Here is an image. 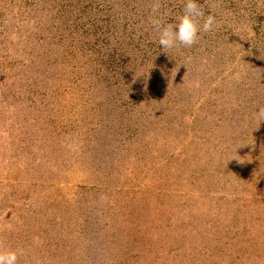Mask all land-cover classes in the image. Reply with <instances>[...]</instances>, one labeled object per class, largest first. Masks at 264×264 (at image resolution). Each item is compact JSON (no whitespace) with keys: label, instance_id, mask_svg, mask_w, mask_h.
Wrapping results in <instances>:
<instances>
[{"label":"rangeland","instance_id":"374dc122","mask_svg":"<svg viewBox=\"0 0 264 264\" xmlns=\"http://www.w3.org/2000/svg\"><path fill=\"white\" fill-rule=\"evenodd\" d=\"M163 52L185 0H0V249L17 264H264V0ZM203 23V21H201Z\"/></svg>","mask_w":264,"mask_h":264},{"label":"clouds","instance_id":"9594fccd","mask_svg":"<svg viewBox=\"0 0 264 264\" xmlns=\"http://www.w3.org/2000/svg\"><path fill=\"white\" fill-rule=\"evenodd\" d=\"M149 22L158 33V43L167 52L173 49L191 48L195 45L201 32H210L216 24L212 14L205 15L197 0H185L183 13L175 23H165L158 15L159 5L154 4ZM203 21V23H201ZM258 121H264V107L255 114ZM18 255L15 250L0 249V264H17Z\"/></svg>","mask_w":264,"mask_h":264}]
</instances>
